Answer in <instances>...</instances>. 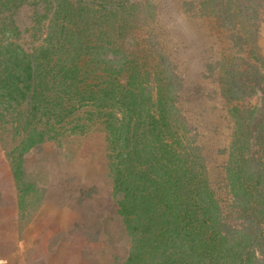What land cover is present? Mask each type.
<instances>
[{
  "label": "trees",
  "instance_id": "1",
  "mask_svg": "<svg viewBox=\"0 0 264 264\" xmlns=\"http://www.w3.org/2000/svg\"><path fill=\"white\" fill-rule=\"evenodd\" d=\"M182 6L229 43L198 61L231 122L218 150L225 198L153 32L151 0H0V142L11 137L15 168L44 143L101 126L128 239L117 264H264V0Z\"/></svg>",
  "mask_w": 264,
  "mask_h": 264
},
{
  "label": "rangeland",
  "instance_id": "2",
  "mask_svg": "<svg viewBox=\"0 0 264 264\" xmlns=\"http://www.w3.org/2000/svg\"><path fill=\"white\" fill-rule=\"evenodd\" d=\"M151 1L156 7L153 32L183 82L178 95L182 108L198 126L211 185L225 198V154L218 150L228 144L231 122L218 85L201 74L202 64L226 50L229 43L224 34H213L194 10L185 11V0ZM171 11L187 16L196 33L194 40L186 42L166 30L165 13ZM258 35L264 54V22ZM202 59L204 62L199 64ZM2 135L6 147L0 142L4 158L0 167L6 174H0V250L13 251L16 241V252L30 256L35 236L32 253L37 259L32 264H117L115 258L126 253L128 239L112 196L101 126L93 124L84 134H70L63 146L44 143L26 153L15 168L6 156L12 146L11 137ZM19 178L26 184L23 190L15 180ZM33 220L38 221L34 228L26 229ZM18 239L24 242L23 249H19Z\"/></svg>",
  "mask_w": 264,
  "mask_h": 264
},
{
  "label": "crops",
  "instance_id": "3",
  "mask_svg": "<svg viewBox=\"0 0 264 264\" xmlns=\"http://www.w3.org/2000/svg\"><path fill=\"white\" fill-rule=\"evenodd\" d=\"M3 154L2 152H0V161H3L4 158H2ZM2 164V163H0ZM5 164H6V160H5ZM3 168L0 167V174L4 173L6 174L5 171L2 170ZM6 169V168H5ZM3 171V172H2ZM0 178H2V176H0ZM15 208H18V206H14ZM38 221L37 220H33L31 222H29L26 226V229H33L35 224L37 223ZM36 241V237L33 236L32 237V242L34 243ZM16 242V241H15ZM13 243V251H2L0 250V264H32L31 262L34 260V259H37V257H34L33 253H32V250H33V246L34 244L32 243L31 244V247H30V251H31V255L28 256V255H25L23 252L19 251V252H16V243ZM18 245H19V249H23L24 247V242L20 239H18Z\"/></svg>",
  "mask_w": 264,
  "mask_h": 264
},
{
  "label": "clouds",
  "instance_id": "4",
  "mask_svg": "<svg viewBox=\"0 0 264 264\" xmlns=\"http://www.w3.org/2000/svg\"><path fill=\"white\" fill-rule=\"evenodd\" d=\"M166 30L175 33L186 42L195 39L196 33L187 16L180 11L165 13Z\"/></svg>",
  "mask_w": 264,
  "mask_h": 264
}]
</instances>
